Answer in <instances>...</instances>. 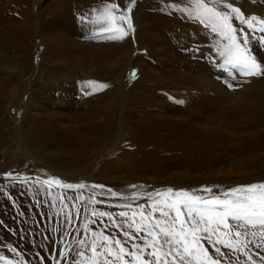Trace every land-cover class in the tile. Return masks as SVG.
Here are the masks:
<instances>
[{
    "label": "rangeland",
    "instance_id": "1",
    "mask_svg": "<svg viewBox=\"0 0 264 264\" xmlns=\"http://www.w3.org/2000/svg\"><path fill=\"white\" fill-rule=\"evenodd\" d=\"M143 1L136 0L132 9L135 30L122 40L94 36L98 25L72 29L66 25V42L79 59L68 52L58 57L55 51H48L46 39L38 32L51 28L57 12L82 0L4 1L0 18H17V25L30 19L37 23L34 27L40 25L30 46H20L23 56L15 49L0 50V236L6 238V244L0 242V255L9 260L23 264L75 260L80 245L74 241L88 237L79 226L81 213L77 216L71 207L76 204L83 210L81 201L74 199L81 194L87 199L95 193V198L103 201L82 203L88 209L130 213L128 208L115 206L147 204L149 199L143 193L167 188L208 195L201 190L209 188L212 194H219L240 184L264 181V148H250L264 136V77H247L235 69L231 74L214 70L202 74L198 66L209 64L205 58L184 53L175 57L169 46L167 55L149 57L146 48L136 44L135 14L146 8L148 22H153L148 24L152 32L163 24L156 18L176 15L168 7L173 0H146L145 5ZM108 2L119 4L123 10L131 0H86L82 5L99 9ZM227 2L241 7L246 16V6L250 7L248 17L264 19V0ZM187 4L194 7L191 2ZM217 7L225 10L223 5ZM75 14H68L67 20H73ZM7 22L0 23L2 35ZM233 23L238 28L243 25L235 19ZM246 30L253 37V53L264 63V44L258 43L260 32ZM122 43L128 44L131 52L110 51L112 45ZM183 61L191 65L181 66ZM133 69L135 78L129 75ZM90 80L108 87L92 95L74 96L71 91L70 96H62L61 89L83 86L81 82ZM226 82L233 87L228 88ZM52 86L53 90L60 87L61 94L50 90ZM202 88L206 90L200 91ZM46 125L51 126L52 134L32 143L41 137L39 132ZM72 135L81 137V143H69ZM8 172L19 179L6 178L3 174ZM49 176L105 188L86 187L78 192L54 187L49 196L36 183ZM108 190L120 195L113 197ZM132 192L140 194L135 201L129 199ZM57 194L73 198L65 201L68 208L62 207ZM69 212L72 223L66 222ZM85 213L87 216L90 211ZM96 222L92 230L115 234L108 219L110 227ZM250 248L264 255V249ZM60 249L65 250V256H59ZM237 256L241 262L246 260L238 253L232 254V259Z\"/></svg>",
    "mask_w": 264,
    "mask_h": 264
},
{
    "label": "snow or ice",
    "instance_id": "2",
    "mask_svg": "<svg viewBox=\"0 0 264 264\" xmlns=\"http://www.w3.org/2000/svg\"><path fill=\"white\" fill-rule=\"evenodd\" d=\"M136 0H131L123 10L115 2L104 3L101 8H92L89 13L78 19L81 24L98 25L99 30L94 36H103L105 39L122 40L133 32L132 9ZM195 4L194 16L200 23L206 24L213 32L219 33L227 40V44L220 51L223 63L219 67L231 74L232 70L247 77H264V63L260 62L253 50L248 47L250 38L243 29L234 26L233 20L240 21L249 30L264 33V19L257 16L247 17L241 7L234 6V2L227 0H193ZM223 5V9L217 7ZM178 8V5H169ZM188 13L189 9H179ZM126 24L125 29L122 26ZM259 26V27H257ZM238 32L240 35H238ZM264 44V35L259 39ZM130 77H136L133 69ZM84 95H92L102 91L108 85L97 81L81 82ZM228 88L233 85L226 82ZM182 103V101H178ZM6 178L13 177L11 172L3 174ZM41 189L51 196V190L59 187L66 190L74 189L78 192L86 187L104 189V185H86L85 183H68L58 177L49 176L42 181L37 180ZM135 187L134 185L132 186ZM111 196L120 195L108 190ZM201 191L208 195H198L196 190H173L172 188L143 193L149 199L147 204L116 205L115 207L128 208L129 211L117 213L99 211L95 208L90 211L91 217H107L111 227L119 230L117 234H106L105 231H95L89 224H95V219H89L81 225L85 232H91L92 239L80 238L74 242L80 245L76 250L78 260H71L66 264H264V255L259 251L253 253L250 245L256 249H264V181L240 184L219 194H212L209 188ZM139 193L132 192L130 200L135 201ZM63 208L69 205L65 202L73 199L57 194ZM84 201L81 194L74 198ZM87 203H103L95 198V193L87 198ZM77 216L80 209L76 204ZM117 217L119 219H117ZM71 212L66 214V222L72 223ZM108 227V225H106ZM67 234V233H66ZM129 241L131 244L129 246ZM137 241H142L138 243ZM204 241L211 246L212 251L205 246ZM15 251V249H11ZM90 253V254H89ZM238 253L246 258L241 262L239 256L232 259V254ZM59 256H65V250H59ZM254 256L258 257L255 259ZM3 264H23V261L14 262L6 256L0 255ZM56 264H61L60 260Z\"/></svg>",
    "mask_w": 264,
    "mask_h": 264
},
{
    "label": "bare ground",
    "instance_id": "3",
    "mask_svg": "<svg viewBox=\"0 0 264 264\" xmlns=\"http://www.w3.org/2000/svg\"><path fill=\"white\" fill-rule=\"evenodd\" d=\"M4 1L5 0H0V9H2ZM145 1L146 0H144L142 2L143 5H145V3H144ZM161 2H163V1H161ZM187 2L193 3V0H173V1L169 2L170 3L169 5L175 4V5L179 6L178 8H173V7H169V5H168L169 9L172 10L171 12H173L176 15V17H178V20L176 19V17L172 16L171 13H170V16L173 18H162L163 16H160V18H156V20H158V21H163V24L157 25V27H155L157 29L155 32H152V31H150V29H148V24L150 26L151 23H153V22H151V23L148 22L149 20H148L147 16H149L150 14L146 13V8H144L143 13H140L138 15L135 14L134 19H135V24L137 27L136 28V30H137L136 44H139L137 46L139 48H140V46H142L143 49L146 48V52H147L146 54L147 55L150 54L149 57L152 54H156V53H163L164 55L165 54L167 55L166 52H169L167 50H170V49H167V47L169 46L172 50V55H175V57L176 56L182 57L181 54L184 53V54H188L191 56H197V57H199V59L205 58V60L209 64L207 65L205 63H202V64L199 63V66H198V70L202 74L207 73V72H212V70H214L216 73H219L221 71H223L224 74L228 73L224 69L219 67V64L223 63V59H224L223 57H221L220 51L223 49V46L225 44H227V40L225 38L221 37L219 33L213 32L211 30V28L209 26H207L206 24L200 23L198 19L190 18L189 13H191L194 16L195 4L194 3L191 4L192 6H194L192 8L187 4ZM82 3L86 4V0H82ZM82 3L80 4V2H78L77 4L73 5V8L71 5V7L68 6L66 9L62 10V12H60V11L57 12V14L54 15V23L52 25H50V27L53 29L50 30L51 28L48 29L49 28L48 27L47 28L48 30L45 29V30L41 31V29H40V31L38 32L39 33L38 35L41 36V39H44V40L46 39L45 41H47L46 42L47 50L48 51H51V50L55 51L56 55L58 57H62L65 52L71 53V55H75L77 58L79 57L78 54L77 55L75 54L74 49L73 48L71 49L70 43L66 42L67 38H66V33H65V29H66L65 26L70 25L69 27H71V29H72L73 27H76L77 25L81 28L85 25V24H81L79 22L78 18L81 15L85 14L89 8L92 9L93 7L92 6L87 7L85 5L83 6ZM183 8L189 9V12L185 13V12H182L179 10V9H183ZM140 11H142V10H140ZM250 11H252L251 8L246 6L245 12L248 16L250 15ZM73 13H76V14L73 15V18H72L73 20H71L69 22L67 20V15L68 14L72 15ZM87 13H89V12H87ZM23 15H24V13H23ZM13 16H14V14H13ZM16 17H18V16H16ZM21 19L23 21L22 17H21ZM33 19H32V21H33ZM164 19H165V21H164ZM16 20H17V18L14 19V17L13 18H9V17H5V18L1 17L0 18V23L2 25L5 21H8L7 22L8 25H5L1 30L3 32V35L0 34V39L2 40L3 44H0L2 46V48L0 47V50H2L3 52H6L7 50H8V52H12V50L15 49V50H18L19 54H21L23 56V53L20 51V46L22 44H24L25 46H27L26 49L30 46L29 45L30 39L35 34V31L36 30L38 31L40 25L37 27H34L37 23L34 25L30 19H27V20L25 19L21 25H17L15 22ZM39 22L40 21H38V23ZM119 26H122V25H119ZM234 26H235V24H234ZM235 27H237V26H235ZM238 29H243L244 31H247L246 30L247 28L244 27V25L240 26ZM61 33H63V34H61ZM247 34L249 35L248 31H247ZM257 34H258V37L260 39V37L262 36L263 33H257ZM238 35H240L239 32H238ZM249 38H250V43H251L253 37L249 36ZM258 43H260V42H258ZM157 45H159L158 48H156ZM128 46H129L128 44L122 43V44H118L115 46L112 45V47L111 48L109 47V48H110L111 52H118V51L131 52V50H130V48H128ZM248 47L251 49L252 48L251 44H249ZM21 50L23 51L24 49L22 48ZM177 50L180 54H177ZM26 52H28V51H26ZM183 62H184L183 64L180 63L181 66L182 65H184V66L191 65V63L189 61H183ZM174 63L179 64V62H174ZM116 71H117V69H116ZM226 78L227 77H225V79ZM47 82H48V80H47ZM204 82H206V81H204ZM47 86H49V85H47ZM49 88H50V90H53V88H55V87L52 86ZM55 90H53V91H55L57 94H61L60 92H58V90H60V87L55 89ZM84 90H85L84 87L79 86V85L78 86H72V87L68 86L67 89H61V91L63 92L62 96H65V97L70 96L71 91L74 92L72 95L81 96L83 94ZM199 90L200 91L202 90V92H203L206 89L202 88ZM85 132H87V128H86ZM51 134H52L51 126L46 125V127L43 128V130L41 132H39V135H41V137L40 138L38 137L39 139L36 137L37 138L36 140L32 139L33 140L32 143L34 141H37V140L41 141V139L49 137ZM80 138L81 137H77L75 135H72V136H69L68 142L71 144H80L81 143L79 140ZM255 147H259V148L263 147L264 148V136L262 137V139L258 140L254 144H251V146H250V148L258 149ZM82 203H87V199L85 198L84 201H81V205H82L83 210L80 209V211H79L81 213L80 216L82 218L79 226H81L84 223H87L88 220L91 218V219H96L99 222V224L101 223V224H104L105 226L108 225V227H110L109 226L110 223L109 224L106 223V221H107L106 217L103 218V222H101V218L91 217L90 213L86 216V213L84 211V207L86 205H84ZM104 209H106V208H104ZM100 211H101V209H100ZM96 224H98V223L96 222ZM93 225L94 224H89V228L93 229L96 227V226L94 227ZM101 226H103V225H101ZM2 227H3L2 228V230H3L5 228V225ZM106 229L107 228H105V230ZM114 230H115L114 233L118 235V238L123 239L122 235H119V230L115 229V228H114ZM85 234L88 235V237L86 236L84 238H87L89 240L93 238L91 236V232H85ZM1 241H3L2 245L6 244V238H5L4 234H2L0 236V242ZM137 242L142 243L141 241H137ZM129 244H131V242H129ZM204 244L212 250L211 246L207 244V241ZM80 247H78V249H80ZM78 259H79V257L76 255L75 260H78Z\"/></svg>",
    "mask_w": 264,
    "mask_h": 264
}]
</instances>
